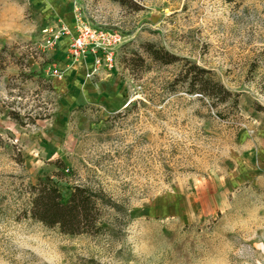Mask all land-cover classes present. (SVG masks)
Here are the masks:
<instances>
[{
    "label": "rangeland",
    "instance_id": "rangeland-1",
    "mask_svg": "<svg viewBox=\"0 0 264 264\" xmlns=\"http://www.w3.org/2000/svg\"><path fill=\"white\" fill-rule=\"evenodd\" d=\"M67 1L69 27L43 0H0V264H264V0ZM75 14L120 37L111 70L83 71L108 84L81 102L63 74L83 63L66 53ZM57 22L65 41L41 47ZM143 42L179 59L156 63ZM182 58L228 99L187 92ZM45 177L64 197L82 185L109 198L105 229L28 218L27 185Z\"/></svg>",
    "mask_w": 264,
    "mask_h": 264
},
{
    "label": "trees",
    "instance_id": "trees-1",
    "mask_svg": "<svg viewBox=\"0 0 264 264\" xmlns=\"http://www.w3.org/2000/svg\"><path fill=\"white\" fill-rule=\"evenodd\" d=\"M113 1L120 5L131 3L129 0ZM140 49L146 57L159 64H171L179 59L178 56L155 46L151 42L141 43ZM1 52L2 50L0 51V57ZM135 58L140 64L143 63L140 54L137 53ZM123 61L125 67L129 70L134 68L135 59L123 58ZM182 61L186 67H182L177 75L180 81L186 84L187 92L211 99L213 101L212 105L223 103L228 99L231 95L230 91L213 79L209 70L189 62L185 58H182ZM3 65V59L0 58V69ZM6 115L19 125L32 123L34 119L28 118V115H26L28 121H22L18 116V112L13 110H8ZM57 166L62 167L60 162H57ZM27 191L29 200L24 214L45 227H55L58 232L67 235L96 234L100 232L105 229V221L102 218L101 211L102 205L107 203L116 206L100 191L82 185L71 186L68 194L64 197L48 177L38 178L36 182L28 184Z\"/></svg>",
    "mask_w": 264,
    "mask_h": 264
},
{
    "label": "built area",
    "instance_id": "built-area-1",
    "mask_svg": "<svg viewBox=\"0 0 264 264\" xmlns=\"http://www.w3.org/2000/svg\"><path fill=\"white\" fill-rule=\"evenodd\" d=\"M74 34L67 44L66 53L71 62L84 60L89 55L90 65L86 75H92L99 68L111 70L115 65V50L119 46V35L100 26H94L83 22L78 14H75ZM43 35L41 47L51 48L68 33V28L61 22L53 26H44L41 29ZM53 73H56L53 70Z\"/></svg>",
    "mask_w": 264,
    "mask_h": 264
},
{
    "label": "crops",
    "instance_id": "crops-1",
    "mask_svg": "<svg viewBox=\"0 0 264 264\" xmlns=\"http://www.w3.org/2000/svg\"><path fill=\"white\" fill-rule=\"evenodd\" d=\"M43 3L55 6L51 14L53 18L61 19V21H64L65 24L67 23L69 26H72V15L70 12L71 8L67 0H43ZM65 39V35H63L57 43L61 45ZM82 61V64L77 63V65L75 64L70 66L63 73L64 79H66L67 83L69 84V91H71L70 94L74 95L75 100L77 99L80 102L87 101V99H96V87L103 86V84H108L106 81V77L108 75L106 73L101 74L102 76L99 77L98 80L94 81L95 85L91 80L84 78L83 71H87V68H89L90 57L87 55Z\"/></svg>",
    "mask_w": 264,
    "mask_h": 264
}]
</instances>
